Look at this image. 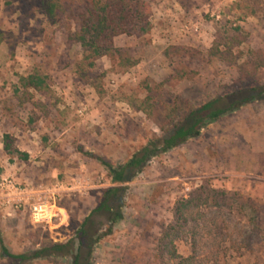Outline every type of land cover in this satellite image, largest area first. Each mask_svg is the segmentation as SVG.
Wrapping results in <instances>:
<instances>
[{
    "label": "rangeland",
    "instance_id": "1",
    "mask_svg": "<svg viewBox=\"0 0 264 264\" xmlns=\"http://www.w3.org/2000/svg\"><path fill=\"white\" fill-rule=\"evenodd\" d=\"M50 1L55 20L44 8ZM85 1L0 0V168L32 187L58 186L48 223L34 224L28 207L0 214V235L13 256L74 240L103 193L118 186L99 160L122 166L154 136L167 137L190 110L226 97L241 101L264 85V69L253 71L249 57L264 53V0H147L150 33L117 37L122 57L99 59L92 71L83 68L81 48L68 42L73 14ZM217 38L232 48L231 63L209 56ZM28 76L44 79L47 90L23 88ZM122 187L123 220L111 231L106 215L90 220L101 237L91 264H176L174 252L189 257L191 225L177 221L176 209L201 187L225 194L220 210L231 220H243L240 199L252 201L264 238V95L152 159ZM216 210L212 205L208 215ZM0 264L71 260L21 262L0 248ZM210 264H264V243Z\"/></svg>",
    "mask_w": 264,
    "mask_h": 264
},
{
    "label": "trees",
    "instance_id": "2",
    "mask_svg": "<svg viewBox=\"0 0 264 264\" xmlns=\"http://www.w3.org/2000/svg\"><path fill=\"white\" fill-rule=\"evenodd\" d=\"M44 8L47 15L55 20L57 6L50 1L44 3ZM152 14L151 3L147 0H86L83 7L73 14L72 21L75 29L68 35V42L81 48L83 68L92 71L95 68V62L99 59L122 57L121 50L114 47V40L117 37L148 35L151 31ZM209 56L231 63L233 50L231 47L226 48L225 44L217 38L209 51ZM249 57L253 60V71L264 69V53L251 52ZM134 65H136L135 62L127 61V67ZM21 83L23 88L32 89L38 93H44L47 90L45 80L39 76L21 78ZM251 91H259V93L247 96L241 101L231 100L228 97L216 99L190 110L167 137L154 136L122 166L114 167L110 163L99 160L107 169L112 183L118 186L103 193L101 202L80 225L74 240L64 244H50L30 256H13L6 250L0 235L2 254L21 262L61 256L63 259L71 260V264H91L94 249L101 240L99 232L89 226L91 218L96 214L106 215L111 231L114 225L123 220V196L126 188L122 186L142 173L152 159L201 137L210 124L218 122L227 113L261 98L264 95V85L253 88ZM12 147V138L6 135L4 137L5 151L13 152ZM21 157L23 160L28 158L25 154ZM2 173L0 168V176ZM224 197L225 194L222 192L201 187L189 199L179 202L176 218L183 225H191L188 241L192 251L187 258L179 257L174 252L172 260L176 264L215 263L229 252H251L264 243L258 224L256 205L249 199H240L239 214L242 215L243 220H231L220 210L221 203L225 201ZM212 205L219 210L208 215Z\"/></svg>",
    "mask_w": 264,
    "mask_h": 264
},
{
    "label": "built area",
    "instance_id": "3",
    "mask_svg": "<svg viewBox=\"0 0 264 264\" xmlns=\"http://www.w3.org/2000/svg\"><path fill=\"white\" fill-rule=\"evenodd\" d=\"M57 188L32 187L12 174L0 176V214L28 207L34 224L48 223L54 217ZM49 197V199H47Z\"/></svg>",
    "mask_w": 264,
    "mask_h": 264
},
{
    "label": "crops",
    "instance_id": "4",
    "mask_svg": "<svg viewBox=\"0 0 264 264\" xmlns=\"http://www.w3.org/2000/svg\"><path fill=\"white\" fill-rule=\"evenodd\" d=\"M3 175H6V174H3ZM9 175V174H8Z\"/></svg>",
    "mask_w": 264,
    "mask_h": 264
}]
</instances>
